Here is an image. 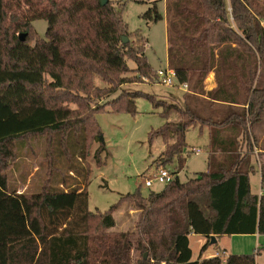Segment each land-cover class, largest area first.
Listing matches in <instances>:
<instances>
[{
    "label": "trees",
    "instance_id": "obj_1",
    "mask_svg": "<svg viewBox=\"0 0 264 264\" xmlns=\"http://www.w3.org/2000/svg\"><path fill=\"white\" fill-rule=\"evenodd\" d=\"M160 1L152 0L144 15L151 22L164 18ZM164 1L168 67L192 100L179 108L180 120L166 121L149 141L162 137V163L179 157L187 128L200 120L209 126L208 169L182 181L180 160L178 176L161 191L146 196L137 188L93 212L83 175L102 134L96 115L109 107L134 114L138 96L165 105L130 90L101 103L127 82L121 76L132 70L127 59L140 76L155 72L146 45L123 42L130 33L127 0H23L17 11L0 0V264H256L254 253L193 260L188 236L208 238L203 252L213 235L264 234V159L250 129L264 112V0ZM38 19L47 21L44 37L34 26ZM212 72L216 86L206 91ZM95 75L108 86L95 84ZM40 135L46 137L43 190L10 191L6 170L17 158V141ZM104 150L99 142L98 166ZM255 157L261 193L250 186ZM125 203L140 212L136 231L109 232L113 212Z\"/></svg>",
    "mask_w": 264,
    "mask_h": 264
},
{
    "label": "rangeland",
    "instance_id": "obj_2",
    "mask_svg": "<svg viewBox=\"0 0 264 264\" xmlns=\"http://www.w3.org/2000/svg\"><path fill=\"white\" fill-rule=\"evenodd\" d=\"M112 2H121L123 0H111ZM152 0H127L123 12V18L127 23L129 41L135 47H145V55L152 69L156 72L160 68L167 67L168 39H167V20L164 17L158 22H151L144 16L149 10ZM8 7L14 11L22 10L17 7L18 3L24 6L23 0H7ZM159 10L165 15V1L158 4ZM34 26L39 36L44 37L47 29V21L38 19L34 21ZM140 32L138 36L134 33ZM21 34V33H20ZM19 34V35H20ZM34 39L31 40V43ZM131 71L121 74L127 81L123 85L114 86V94L101 100V103L111 101L122 94L124 90L142 91L151 94L157 101L165 102V105H155L144 96H138L136 101V113L118 112L111 107L105 112L96 115L97 123L102 131L99 141L93 142L89 156L86 162L88 169L84 172L83 186L88 195V209L90 211H106L111 205L116 203L122 194L134 192L140 188L143 195H149L150 192L161 191L164 189V183L154 179V174L159 167H165L170 172L176 173L182 160L183 167L178 175L182 181L196 177L199 173L208 169V157L210 154L209 145V126L202 127L201 121L195 120L194 124L186 130L187 146L178 156L171 160L160 157L164 150V142L161 136H157L150 143L149 134L157 130L168 120L178 121L182 118L179 108L185 107V97L190 101L188 89L178 83L167 85L159 82L153 76L144 77L136 74V64L132 59H127ZM95 84L104 87L108 84L98 75L94 77ZM214 83V81H213ZM212 79L209 77L205 82V90L211 89ZM201 99H204L201 97ZM166 105H173L168 108V114H165ZM216 106L223 108V104ZM186 118V116H185ZM204 128V129H203ZM251 134L256 140L257 148L262 149L259 152V160L264 159V112L261 121L254 124L251 128ZM99 142L105 145L102 152V164L98 166L94 159V150ZM193 148L200 149L194 152ZM46 137L34 136L17 141V158L12 166L6 170L8 176V186L10 191L17 193L27 192L35 193L43 190L46 174L47 161L45 158ZM255 171L250 173V186L253 192H259L261 189V162L254 159ZM146 178L154 179L153 186L148 187L145 184ZM65 206H71L69 201ZM139 211L132 209L129 203L123 204L113 212L115 225L108 229L113 232H135L136 222ZM76 217L73 218L75 220ZM264 237V234H262ZM190 247L192 249V259H203L209 254L217 253L221 255L228 254H252L255 249H260L256 254L257 262L261 264L264 257V243L253 245V238H247L244 234L224 235L218 238V241L208 243L206 250L202 252L204 243L208 238L198 233H190ZM206 238V240H205ZM263 239V238H262ZM211 240V239H210ZM264 242V241H263ZM258 243V242H257ZM263 244V245H262ZM133 259L138 256V252L132 251Z\"/></svg>",
    "mask_w": 264,
    "mask_h": 264
},
{
    "label": "built area",
    "instance_id": "obj_3",
    "mask_svg": "<svg viewBox=\"0 0 264 264\" xmlns=\"http://www.w3.org/2000/svg\"><path fill=\"white\" fill-rule=\"evenodd\" d=\"M157 77H158L159 82H162L167 85H175L177 83L175 70L170 67L158 69ZM182 86L184 87V89L186 90L188 89V85L186 83L182 84ZM193 151L198 152L200 151V149L193 148ZM177 176H178L177 174L170 172L167 168L159 167L154 174V179L160 183L167 184L173 181ZM154 179L146 178L145 180L146 186L148 187L153 186ZM260 193H261V190H260Z\"/></svg>",
    "mask_w": 264,
    "mask_h": 264
},
{
    "label": "crops",
    "instance_id": "obj_4",
    "mask_svg": "<svg viewBox=\"0 0 264 264\" xmlns=\"http://www.w3.org/2000/svg\"><path fill=\"white\" fill-rule=\"evenodd\" d=\"M164 15V14H163ZM164 17H166V15H164ZM167 67H168V62H167ZM208 77L210 78V79H212V85L210 86L211 87V89H213L215 86H216V82H215V76H214V73L212 72V73H210L209 75H208ZM207 77V78H208ZM206 78V79H207ZM213 81H214V83H213ZM205 82H206V80H205ZM191 96V95H190ZM192 100V99H191ZM188 98L187 97H185V102L186 103H188ZM174 121V120H173ZM204 129V128H203ZM262 149H260V148H257L256 147V149H255V151H256V153H257V151H261ZM235 235H237V234H235ZM235 235H233V236H235ZM245 236H247V238H253V245L254 244H259L260 243V241L262 242V243H264L263 241H264V237H263V235L262 234H260V233H254V234H244ZM222 236H224V235H222ZM219 237H221V236H216V239H217V241H218V238ZM263 238V239H262ZM205 240H206V238H205ZM258 242V243H257ZM205 244V243H204ZM263 245V244H262ZM206 249H208V248H206ZM205 249V250H206ZM257 253H260V249H258V248H256L255 249V252H254V254H255V258H256V254ZM236 254H238V253H236ZM215 255H217V253H212V254H209L208 256H206L205 258H208V257H212V256H215ZM219 255H221V254H219ZM221 256H224V255H221ZM226 256V255H225ZM264 258V257H263ZM256 264H260L259 263V261L257 262V260H256ZM261 264H264V259H263V261H262V263Z\"/></svg>",
    "mask_w": 264,
    "mask_h": 264
},
{
    "label": "water",
    "instance_id": "obj_5",
    "mask_svg": "<svg viewBox=\"0 0 264 264\" xmlns=\"http://www.w3.org/2000/svg\"><path fill=\"white\" fill-rule=\"evenodd\" d=\"M107 2H108V0H101V3H102L103 5H105ZM20 39H21V40H24V39H25V34H24V33H21V34H20ZM122 39H123V42H124V43H126V42L129 41V38H128L127 35H122ZM216 240H217V239H216V236L213 235V236L211 237V240H210V241H211L212 243H214V242H216Z\"/></svg>",
    "mask_w": 264,
    "mask_h": 264
}]
</instances>
